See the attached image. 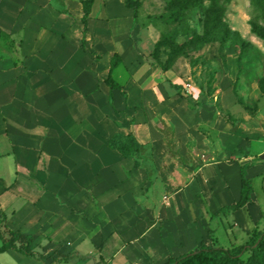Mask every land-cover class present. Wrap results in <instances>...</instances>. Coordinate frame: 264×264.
<instances>
[{"label":"rangeland","instance_id":"1","mask_svg":"<svg viewBox=\"0 0 264 264\" xmlns=\"http://www.w3.org/2000/svg\"><path fill=\"white\" fill-rule=\"evenodd\" d=\"M4 1L19 3V11L24 10L20 0ZM52 1L56 8L62 3ZM131 1L133 7H127L125 0H93L83 49L97 81L110 75L117 84L110 93L105 89L104 114L96 105L101 110L97 125L106 131L112 167L105 173L97 166L96 177L90 180L93 191L76 196L79 204L73 196L53 191L50 179L30 173L10 181L7 196L0 199L6 224L30 232L39 253L70 247L78 253L74 260L95 254L98 261L112 264L110 259L125 246L139 257L150 254L151 243H143L151 228L157 231L153 243L169 250L177 242L162 241L164 222L169 220L168 194L178 193L189 178H175V169L192 171L199 163L195 154L216 145V123L223 131L234 132L251 117L264 121V43L250 29L251 21L264 23V0H216L222 16L214 22L207 14L211 0ZM0 36L5 51L15 52L16 42L7 39L9 33L0 29ZM112 63L115 67L109 70ZM140 77L148 81L146 90H154L162 100L159 104L151 98L137 106L145 114L141 122L158 130L161 145L152 139L139 143L130 129L135 117L116 111L126 105L129 86ZM147 112L152 115L146 116ZM193 123L200 125L186 130ZM177 133L190 136L180 140L187 146L176 141ZM10 167L0 159V175L10 177ZM6 186L0 179V194ZM138 224H142L138 235L125 238ZM170 254L154 259V264ZM23 263L18 255L0 256V264ZM85 264L100 263L89 258Z\"/></svg>","mask_w":264,"mask_h":264},{"label":"crops","instance_id":"2","mask_svg":"<svg viewBox=\"0 0 264 264\" xmlns=\"http://www.w3.org/2000/svg\"><path fill=\"white\" fill-rule=\"evenodd\" d=\"M52 2L20 0L24 9L21 12L19 3L0 2V29L9 33V41L16 42L15 52L9 54L4 49V37L0 36V159L11 165L10 177L0 175L7 185L0 194L1 200L8 194L10 181L27 173L50 179L53 191L76 200V196L93 191L90 180L96 177L98 165L105 173L112 167L106 131L102 132L97 125L98 112L106 111L105 89L108 88V93L111 89L104 82L106 76L101 82L97 81L95 72L89 69L90 60L84 55L86 31H82V5L80 8L78 0H61L56 8ZM62 7L68 8L70 14L62 12ZM93 10L94 6L91 15ZM90 20L88 25H91ZM147 85L148 81L142 77L133 81L126 105L116 111H121L124 117L128 113L135 117L130 129L139 143L152 139L156 145H161L163 140L158 139V130L141 122L145 114L137 108L151 98L162 103L160 94L146 90ZM148 115L152 113L147 112ZM245 124L233 132L223 131L216 123L213 129L216 145L208 146L199 156L195 154L199 163L192 171L175 169V178H189L178 193L168 194L169 220L164 222L166 234L162 241L169 245L177 242V245L168 246V250L161 243L154 244L157 231L151 228L143 243H151L150 254L139 257L125 246L119 255L110 259L112 264H154V259L169 253V256H177L201 243L227 248L244 243L254 227L264 226V121L251 117ZM194 125L197 127L200 123L190 124L186 130ZM177 136L178 142L190 137L178 133ZM181 146L187 145L181 142ZM158 161L160 158H155V162ZM241 170L253 187L250 201L233 212L220 211V207L239 199ZM141 229L142 224H138L136 229L127 231L130 233H126L125 238L137 236ZM136 243L139 246L141 241ZM52 250L71 254V259L52 263L46 258V264H85L89 258L104 264L95 254H82L84 256L74 260L78 253L70 247ZM11 255L23 258V264H43L37 256H27L14 249L0 252L4 258Z\"/></svg>","mask_w":264,"mask_h":264},{"label":"trees","instance_id":"3","mask_svg":"<svg viewBox=\"0 0 264 264\" xmlns=\"http://www.w3.org/2000/svg\"><path fill=\"white\" fill-rule=\"evenodd\" d=\"M93 0H81L82 4V31H86L87 18ZM127 7H133L134 2L125 0ZM216 0H211L207 14L211 21H221L222 11H217ZM251 32L261 38L264 43V23L250 22ZM83 41V38H82ZM115 64L112 63L109 70ZM106 85L112 90L117 87L110 75L104 78ZM132 140V138H130ZM253 187L249 178L244 176L241 170L240 197L237 201L219 208L223 212H233L243 207L251 199ZM264 222V216H263ZM0 252L14 249L27 256H37L39 258H50L52 263L67 262L71 259V254H61L55 250L46 253H39L35 249L34 237L17 229H12L6 224V216L0 209ZM161 264H264V226L254 227L246 241L242 244L231 245L224 248L221 246L199 244L195 249L179 254L168 256Z\"/></svg>","mask_w":264,"mask_h":264}]
</instances>
